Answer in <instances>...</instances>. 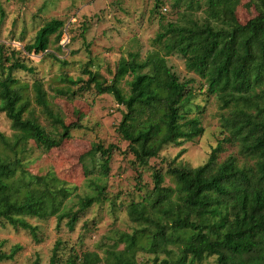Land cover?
<instances>
[{
  "label": "trees",
  "instance_id": "1",
  "mask_svg": "<svg viewBox=\"0 0 264 264\" xmlns=\"http://www.w3.org/2000/svg\"><path fill=\"white\" fill-rule=\"evenodd\" d=\"M164 4L155 0L159 30L144 59L134 52L121 58L111 79L93 60L79 76L62 71L58 79L64 85L52 87L54 97L70 101L88 91L112 95L125 108L117 132L128 143L132 164L139 167L149 166L166 146L195 142L205 133V107L194 103L198 90L208 102H218L222 138L197 167L177 162L185 152L181 149L165 172L156 168L153 187L124 206L135 227L116 231L112 242L101 246L102 254L84 248L82 241L63 257L59 239L50 264H140L141 252L153 255L155 264H204L212 256L216 264H264V0H172L173 17L163 14ZM244 4L257 12L246 21L239 13ZM65 25L63 19L48 20L25 50L67 65L49 52L53 41L64 48L59 43ZM174 54L201 79L199 86L195 77L182 78L169 64ZM19 69L35 72L24 59L9 57L0 44V112L13 130L10 138L0 130V227L23 228L37 240L38 226L28 218L55 217L58 228L65 222L73 231L89 208L108 199L106 183L89 176L99 167V177L106 179L120 148L93 143L81 162L94 193L84 196L77 208L67 207L77 187L51 172L30 170V155L62 146L82 128L81 120L67 123L44 80L24 82L13 74ZM228 144L237 153L221 160ZM166 176L173 184H166ZM140 179L141 173L137 185L142 190ZM20 249L16 245L10 253L0 251V260L14 259Z\"/></svg>",
  "mask_w": 264,
  "mask_h": 264
},
{
  "label": "rangeland",
  "instance_id": "2",
  "mask_svg": "<svg viewBox=\"0 0 264 264\" xmlns=\"http://www.w3.org/2000/svg\"><path fill=\"white\" fill-rule=\"evenodd\" d=\"M171 3L172 0H165L162 7L163 14L168 17L175 15ZM154 4L155 0H0V44L5 45L9 57L24 59L35 68L34 73L15 70L14 76L30 83L35 78L43 79L49 95L57 104L54 106L63 110L67 123L80 118L82 124V128L75 129L72 138L62 146L44 154L33 151L29 169L42 174L51 172L68 186H76L75 194L66 205L77 208L84 196L94 193L84 175L81 157L99 141L105 146L112 143L120 148L113 154L111 172L106 179L99 177V167L89 176V179L106 183L107 200L89 208L73 231L65 222L58 228L55 217L46 220L28 218L38 226L37 240L23 228L0 227V251L10 253L16 245L21 246L14 259L0 260V264H50L59 239L65 244L60 247L63 257H67L71 245H79L82 241L84 248L97 249L102 254L101 246L104 248L111 243L116 231L131 232L135 227L124 206L133 198L139 200L143 192L153 187L156 168L165 172L181 149L185 152L177 162L197 167L208 159L212 148L222 138L219 104L214 98L208 102L206 94L198 90L194 103L205 107L202 113L205 133L195 142L166 146L159 157L151 159L149 166L139 167L132 164L134 156L127 150L128 143L117 132L125 108L112 95L88 91L85 97L70 101L65 97H54L52 87L64 85L58 79L62 71L79 76L83 66L93 60L101 66L102 74L111 79L121 58L134 52L144 59L154 49L153 41L159 30V15L153 12ZM2 11L5 12L3 20ZM239 13L242 21L257 14L253 7L245 4L239 8ZM53 18L66 21L64 38L59 43L64 48L58 49V43L53 41L49 52L65 59L67 65L62 66L46 53H29L24 48L33 42L40 27ZM168 62L182 78L195 77V84L199 86L201 79L187 71L185 61L179 55L169 56ZM123 86L128 90L125 81ZM41 121L46 124L45 119L41 118ZM0 130L8 138L12 137L11 121L4 112H0ZM230 153H237V147L226 145L221 160ZM139 173L142 190L137 185ZM166 184H173L169 176H166ZM87 221H90L89 227L85 225ZM138 259L140 264H155L154 256L148 253H139ZM204 264H216L215 257H209Z\"/></svg>",
  "mask_w": 264,
  "mask_h": 264
}]
</instances>
